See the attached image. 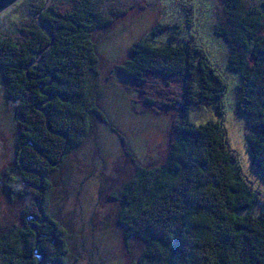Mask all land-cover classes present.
<instances>
[{"label": "trees", "instance_id": "trees-1", "mask_svg": "<svg viewBox=\"0 0 264 264\" xmlns=\"http://www.w3.org/2000/svg\"><path fill=\"white\" fill-rule=\"evenodd\" d=\"M144 4L22 0L16 17H1L0 80L14 117L15 152L13 173L0 174V183L21 206L18 221L0 233V264H66L67 232L47 210L48 176L81 144L92 116L128 158L104 198L119 203L115 223L125 248L130 252L132 240L142 245L130 264H264V198L227 148L220 120L226 82L192 34L156 22L149 35L167 32V40L141 37L114 65L140 103L175 111L158 163L142 165L98 104L92 33ZM215 8L211 34L224 41L225 67L238 77L235 111L250 130L244 137L251 168L264 180V0H217ZM203 107L217 119L190 122L188 111Z\"/></svg>", "mask_w": 264, "mask_h": 264}, {"label": "rangeland", "instance_id": "rangeland-1", "mask_svg": "<svg viewBox=\"0 0 264 264\" xmlns=\"http://www.w3.org/2000/svg\"><path fill=\"white\" fill-rule=\"evenodd\" d=\"M20 1L1 12L0 19L3 15L18 14ZM114 1L123 4L129 0ZM141 1L145 2L138 6L141 9L135 7L114 24L92 33L99 56L98 104L108 122L125 135L129 150L142 165L159 162L175 111L168 108L154 111L140 103L134 84L122 78L114 65L128 58L129 47L141 37H149L155 42L167 40V32L156 37L149 35L154 23H176L179 35L190 37L192 34L224 78L226 90L220 99L224 116L220 120L226 131L227 148L236 153L241 173L249 185L264 198V180L251 168L245 149L244 136L250 134V130L244 117L235 111L234 89L238 77L225 67L224 41L211 34L217 0ZM45 2L48 5L51 0ZM6 100L0 80V174L5 171L13 173L11 168L14 167V117L11 104ZM187 118L194 124H201L216 120L217 116L203 107L189 110ZM90 119V130L81 144L68 154L56 172L48 176L51 190L47 210L67 232L69 252L66 264H130L142 245L132 240L128 245L130 252L125 248L121 229L115 223L119 203L104 198L116 186L128 158L106 124L93 116ZM20 206V199H11L0 183V233L18 221Z\"/></svg>", "mask_w": 264, "mask_h": 264}, {"label": "water", "instance_id": "water-1", "mask_svg": "<svg viewBox=\"0 0 264 264\" xmlns=\"http://www.w3.org/2000/svg\"><path fill=\"white\" fill-rule=\"evenodd\" d=\"M19 0H0V13L13 6Z\"/></svg>", "mask_w": 264, "mask_h": 264}]
</instances>
